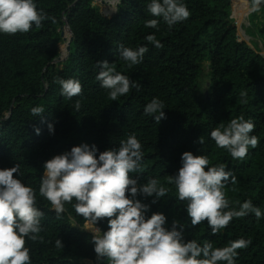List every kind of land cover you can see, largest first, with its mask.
<instances>
[{"label": "trees", "instance_id": "1", "mask_svg": "<svg viewBox=\"0 0 264 264\" xmlns=\"http://www.w3.org/2000/svg\"><path fill=\"white\" fill-rule=\"evenodd\" d=\"M148 2L37 0L48 17L40 28L0 35V168L18 163L19 178L37 189V206L45 213L39 234L43 240L26 239L32 264H86L85 260L98 259L93 233L85 228L88 221L77 216L71 204L57 218L49 202L38 195L43 163L82 143L95 144L99 151L118 148L131 134L142 143L144 154L140 174L132 175L140 183L155 178L172 188L156 204L150 197L141 198L150 205L148 215L165 213L168 227L173 219L179 221L185 225V239L201 244L223 247L241 237L251 240L247 248L237 250L236 264H264V218L258 220L251 213L234 218L213 236L206 221L191 225L187 202L178 200L175 189L166 183L181 167L183 152L205 155L210 166L224 164L236 177V183L225 188L230 206L238 208L251 200L264 212V56L241 36L234 18L235 6L248 10L249 2L185 0L190 16L171 29L147 13ZM260 12L264 15V6ZM154 18L160 20L159 31L144 27ZM64 24L74 36L68 57L70 41L62 45ZM259 33L264 37V23ZM149 34H155L163 47L149 43L145 39ZM119 45L134 49L146 45L149 50L141 64L128 68L118 57ZM60 54L67 59L56 68L53 62ZM104 60L138 82L139 90L111 101L95 79L100 71L97 62ZM60 78L78 79L82 93L71 100L62 96L55 82ZM241 92L247 93L246 98ZM154 97L166 106V116L158 123L143 113ZM39 105L45 112L32 116L30 109ZM241 115L254 122L250 135L258 139L243 161L217 148L210 137L211 130ZM48 123L54 125V134L49 133ZM96 226L106 231L107 218ZM57 238L63 248L55 247ZM99 264L108 261L101 258Z\"/></svg>", "mask_w": 264, "mask_h": 264}, {"label": "clouds", "instance_id": "2", "mask_svg": "<svg viewBox=\"0 0 264 264\" xmlns=\"http://www.w3.org/2000/svg\"><path fill=\"white\" fill-rule=\"evenodd\" d=\"M248 2L252 13L260 12L264 6V0ZM146 10L152 17L161 18L169 29L190 16L185 0H149ZM46 19L37 0H0V35L27 33L33 26L40 28ZM144 27L159 31L160 20L148 19ZM145 39L156 48L163 47L155 34ZM148 50L146 45L135 49L119 45L118 57L133 68L143 62ZM97 66L100 71L95 79L111 101H118L132 89L139 90L138 82L116 71L107 60L97 62ZM55 82L60 85V94L69 100L82 93L78 79L60 78ZM240 95L246 98L247 93ZM80 108V101H75L74 109ZM165 108L164 101L154 97L144 106L143 113L158 123L166 116ZM30 112L32 116H42L45 108L35 106ZM254 128V122L241 115L211 130L210 137L217 148L226 150L234 160L243 161L249 148L258 144L257 137L250 135ZM48 130L54 134L52 123H48ZM35 131L40 133L39 128ZM199 143H204L203 136ZM142 149L134 134L121 140L118 148L104 151H99L95 144L73 146L43 163L38 195L49 202L57 218L65 213L66 204H71L77 216L94 226L107 218L106 231L99 227L91 231L97 258H106L108 264H236L237 250L247 248L251 240L241 237L223 247H214L211 242L201 244L196 239H185V225L179 221L173 219L168 227L165 213L148 215L150 205L143 199L150 197L151 203L156 204L172 188L155 178L140 183L138 176L132 175L141 172ZM19 174L18 163L0 168V264H32L26 239L43 240L39 234L45 213L37 206V189L24 183ZM166 183L175 189L178 200L187 202L185 210L191 225L206 221L213 236L234 218L250 213L258 220L264 218V212L251 200L239 203L238 208L230 206L225 188L229 183L235 184L236 177L224 164L210 166L205 155L183 152L181 167L167 177ZM55 247H64L58 238Z\"/></svg>", "mask_w": 264, "mask_h": 264}, {"label": "rangeland", "instance_id": "3", "mask_svg": "<svg viewBox=\"0 0 264 264\" xmlns=\"http://www.w3.org/2000/svg\"><path fill=\"white\" fill-rule=\"evenodd\" d=\"M94 1L95 3L99 4L104 0H94ZM235 13L236 14L234 18L238 24L239 32L241 36L247 41V43L250 45L251 48L257 50L259 53H261L264 56V37H262L261 34L259 33V29L262 27L264 23V15L261 12L252 13L250 11V8L248 10H243L239 8L238 5L235 6ZM67 29H68V25L64 24V28L61 29L65 31L64 33L65 39L62 45L68 44L71 38V33ZM61 54L59 55V57H61ZM58 58L56 59L54 64L56 68H61L65 58H61V59ZM95 227L97 226H94L89 222L85 224V228L90 232H92L91 230L94 229ZM85 262L86 264H99V259L93 261L85 260Z\"/></svg>", "mask_w": 264, "mask_h": 264}, {"label": "water", "instance_id": "4", "mask_svg": "<svg viewBox=\"0 0 264 264\" xmlns=\"http://www.w3.org/2000/svg\"><path fill=\"white\" fill-rule=\"evenodd\" d=\"M70 31H72V30H70ZM71 33H72V32H71ZM62 35H64V32H62ZM73 40H74V36L71 37V40H70V42H69V46H68V56L70 55V51H71V47H70V46H71V43H72ZM245 41H246V40H245ZM246 42H247V41H246ZM58 59H61V57H59ZM66 59H67V58H65L64 61H65ZM55 61H56V60H54L53 63H55Z\"/></svg>", "mask_w": 264, "mask_h": 264}]
</instances>
